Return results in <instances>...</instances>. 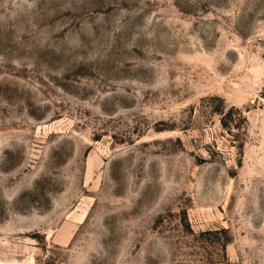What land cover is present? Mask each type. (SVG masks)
Masks as SVG:
<instances>
[{
	"label": "rangeland",
	"instance_id": "rangeland-1",
	"mask_svg": "<svg viewBox=\"0 0 264 264\" xmlns=\"http://www.w3.org/2000/svg\"><path fill=\"white\" fill-rule=\"evenodd\" d=\"M0 264H264V0H0Z\"/></svg>",
	"mask_w": 264,
	"mask_h": 264
}]
</instances>
